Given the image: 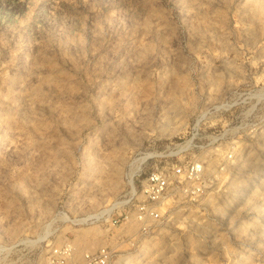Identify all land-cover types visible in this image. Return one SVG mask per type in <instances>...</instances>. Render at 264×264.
<instances>
[{
	"label": "rangeland",
	"instance_id": "1",
	"mask_svg": "<svg viewBox=\"0 0 264 264\" xmlns=\"http://www.w3.org/2000/svg\"><path fill=\"white\" fill-rule=\"evenodd\" d=\"M0 264H264V0H0Z\"/></svg>",
	"mask_w": 264,
	"mask_h": 264
},
{
	"label": "built area",
	"instance_id": "2",
	"mask_svg": "<svg viewBox=\"0 0 264 264\" xmlns=\"http://www.w3.org/2000/svg\"><path fill=\"white\" fill-rule=\"evenodd\" d=\"M200 171L201 170H199L197 166L193 165L187 172H195L196 174H200ZM175 172L181 174L182 169L177 168ZM169 185V177L159 171H154L147 176L143 182V193L147 195V198L151 204L147 206L144 203H141L137 206V214L140 220L143 221L147 216H153L157 214L155 204L160 202L165 197L169 189ZM93 259L95 258H92V260Z\"/></svg>",
	"mask_w": 264,
	"mask_h": 264
}]
</instances>
